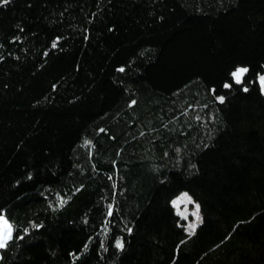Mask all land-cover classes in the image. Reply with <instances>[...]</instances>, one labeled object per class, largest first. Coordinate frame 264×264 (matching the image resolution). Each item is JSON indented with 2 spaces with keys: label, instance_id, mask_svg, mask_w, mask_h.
<instances>
[{
  "label": "trees",
  "instance_id": "16d2710c",
  "mask_svg": "<svg viewBox=\"0 0 264 264\" xmlns=\"http://www.w3.org/2000/svg\"><path fill=\"white\" fill-rule=\"evenodd\" d=\"M261 73L264 0H0V264H264Z\"/></svg>",
  "mask_w": 264,
  "mask_h": 264
},
{
  "label": "snow or ice",
  "instance_id": "6c2138e0",
  "mask_svg": "<svg viewBox=\"0 0 264 264\" xmlns=\"http://www.w3.org/2000/svg\"><path fill=\"white\" fill-rule=\"evenodd\" d=\"M3 3H8V0H3ZM120 71L123 72L124 69L121 68ZM248 72L249 69L247 67H238L235 71L231 73L234 83L236 85H242L244 83L243 78ZM258 80L262 91H264V75H260ZM231 87L232 85L229 83L224 84V88H231ZM243 91L247 92L248 88L244 87ZM218 101L219 103H223L224 97L222 96L218 97ZM64 202L65 201L61 200L60 204L63 205ZM190 204L194 205L195 210L191 213V215L195 217L196 222L188 224L187 228L189 235H194L196 232L197 225L203 222L202 217L200 216V205L198 203H195L187 193L181 194L177 199L172 201V205L176 209V214L183 220L188 219L187 205ZM181 205L185 206L183 211L180 210ZM112 215H113L112 211L109 210L108 216H112ZM13 232H14L13 225L9 222V219L2 214V210H0V250L5 249L8 246L9 242L13 240ZM115 247L117 249L123 250L124 241L121 238H117L115 241Z\"/></svg>",
  "mask_w": 264,
  "mask_h": 264
},
{
  "label": "rangeland",
  "instance_id": "374dc122",
  "mask_svg": "<svg viewBox=\"0 0 264 264\" xmlns=\"http://www.w3.org/2000/svg\"><path fill=\"white\" fill-rule=\"evenodd\" d=\"M239 67H246V66H239ZM238 68V67H237ZM236 68V69H237ZM260 75H264L263 73H261V74H259V76ZM259 76H258V78H259ZM257 78V79H258ZM232 82H234V80H232ZM258 82H259V80H258ZM227 83H229V84H231L232 85V83H230V82H227ZM261 91H262V89H261ZM262 93L264 94V91H262ZM184 193H187V192H184ZM183 194V193H182ZM188 194V193H187ZM189 195V194H188ZM180 196V195H179ZM178 196V197H179ZM190 196V195H189ZM177 197V198H178ZM191 197V196H190ZM176 198V199H177ZM192 198V197H191ZM193 199V198H192ZM194 201V200H193ZM195 202V201H194ZM196 203V202H195ZM184 208H185V206L184 205H181L180 206V210L181 211H183L184 210ZM187 209H188V219L187 220H183V219H181L180 217V220H181V222H182V225H184V227H185V229H186V232L189 234V232H188V228H187V225L188 224H190V223H195L196 221H195V217H193L192 215H191V213L195 210L194 209V205H187ZM176 210V209H175ZM200 216H201V213H200ZM201 223H199L198 225H197V227L200 225ZM197 229V228H196Z\"/></svg>",
  "mask_w": 264,
  "mask_h": 264
}]
</instances>
